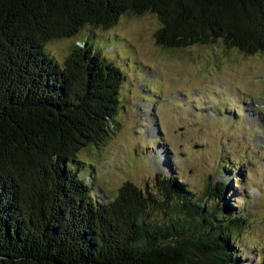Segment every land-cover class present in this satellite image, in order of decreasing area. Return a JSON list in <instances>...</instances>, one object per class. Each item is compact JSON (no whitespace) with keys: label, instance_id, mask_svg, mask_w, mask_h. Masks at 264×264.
I'll return each instance as SVG.
<instances>
[{"label":"trees","instance_id":"obj_1","mask_svg":"<svg viewBox=\"0 0 264 264\" xmlns=\"http://www.w3.org/2000/svg\"><path fill=\"white\" fill-rule=\"evenodd\" d=\"M130 12L153 14L168 49H264V0H0V264H241L231 233L244 219L220 204L222 182L194 195L156 174L158 198L124 180L99 202L84 181L78 155L104 144L125 74L79 30ZM74 35L52 57L47 40Z\"/></svg>","mask_w":264,"mask_h":264},{"label":"rangeland","instance_id":"obj_2","mask_svg":"<svg viewBox=\"0 0 264 264\" xmlns=\"http://www.w3.org/2000/svg\"><path fill=\"white\" fill-rule=\"evenodd\" d=\"M159 25L153 14L130 12L111 27L79 30L125 74L104 144L78 155L91 164L84 181L99 202L124 180L158 198L156 174L174 175L194 195L210 178L220 181L227 186L220 204L244 219L231 233L240 263L264 264V49H168L154 42ZM75 39L47 40L46 48L62 61Z\"/></svg>","mask_w":264,"mask_h":264}]
</instances>
